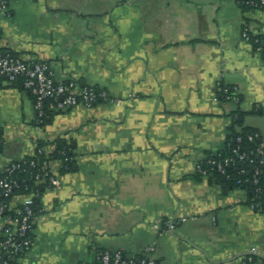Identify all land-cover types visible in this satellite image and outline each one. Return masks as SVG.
Instances as JSON below:
<instances>
[{"label": "crops", "instance_id": "0c3cea01", "mask_svg": "<svg viewBox=\"0 0 264 264\" xmlns=\"http://www.w3.org/2000/svg\"><path fill=\"white\" fill-rule=\"evenodd\" d=\"M0 50L48 62L57 81L115 101L54 111L38 124L22 82L0 80V173L65 139L76 164L40 197L34 244L16 264H87L102 249L157 264H241L264 252V213L249 194L198 173L233 126L264 136V58L242 38L264 35V9L238 0H12ZM236 86L239 103L219 97ZM122 100L118 103L116 100ZM260 112H253V109ZM59 172L62 162L52 161ZM174 231L165 221L182 219Z\"/></svg>", "mask_w": 264, "mask_h": 264}, {"label": "built area", "instance_id": "2783aa9c", "mask_svg": "<svg viewBox=\"0 0 264 264\" xmlns=\"http://www.w3.org/2000/svg\"><path fill=\"white\" fill-rule=\"evenodd\" d=\"M12 0H0V14L8 15V7ZM248 3L254 9H264V0H249ZM2 28L0 25V36ZM257 36L251 33L248 27L242 30V38L253 44L252 37ZM254 42H259V38H255ZM264 58V50L258 49ZM0 80H6L10 83L22 82L34 97L36 120L38 123L43 121L48 110H65L78 105L85 107H93L99 101L109 102L115 101L105 89L96 90L93 87H79L77 81H57L48 62L38 60L36 58H24L14 54L11 51L0 50ZM218 92L216 99L219 97L225 101L239 103L241 95L238 87L224 85L218 83ZM118 103L123 101L118 99ZM250 140L259 139L258 159L260 164H264V136L259 132L249 134ZM238 141H242V137H238ZM51 152L47 148L40 149L42 152ZM34 151L33 155L35 154ZM237 157L216 158L209 157L207 161H201L197 170L206 174L205 163L217 169L221 174L230 177V167L236 166L237 161L248 160L251 165L254 164L255 158L249 156L240 148L235 149ZM25 159L17 160L9 163L0 173V264H16V261L25 256L31 250L34 244V231L40 220L43 208L37 207V198L41 196L39 189H33L24 194H16L15 189L19 187L18 179L13 174L20 169L27 171L23 167ZM31 166H36V161L30 162ZM43 174H35L36 181L40 183L49 182L52 187H60L62 184L61 175L52 165V162H44ZM239 176L235 179L238 188L244 189L247 194L253 195L249 201V207L258 211L262 209V201L264 189L261 187V166H256L251 175H247L246 169L239 172ZM247 176H246V175ZM245 175V176H244ZM251 184L250 187L245 185ZM187 218L179 220L168 219L165 221L167 231H174L180 222L186 221ZM156 245L153 243L146 249V254L137 258L135 256H127L121 250L104 249L97 253L96 259L87 264H157L152 253L155 252ZM241 264H264V252L248 253L241 261Z\"/></svg>", "mask_w": 264, "mask_h": 264}, {"label": "trees", "instance_id": "16d2710c", "mask_svg": "<svg viewBox=\"0 0 264 264\" xmlns=\"http://www.w3.org/2000/svg\"><path fill=\"white\" fill-rule=\"evenodd\" d=\"M239 4L248 9H253V7L248 3L249 0H238ZM259 38V42L255 43L254 39ZM253 45L256 49L264 50V35H257L252 37ZM96 90H101V88L93 87ZM104 102V101H99ZM110 102V101H109ZM97 104V103H96ZM54 111L56 110H48L45 117L43 118V121L41 123H38L40 125H46L52 118ZM61 111V110H60ZM253 112H260V109L254 108ZM233 126L230 128L229 133L227 134V137L225 139L224 145L221 149L214 151V152H208L206 158L204 161H207L209 157H216V158H226V157H237V154L235 153V149L240 148V151H245L251 156L252 158H255V162L253 165L249 163L248 160L246 161H237L236 166L230 167L229 174L230 177H227V175L221 174L217 169L212 168L208 166L205 163V170L206 174H203L202 172L198 171L197 174H195V178H199L201 175H207L209 176L210 180L219 183L221 185H226L227 187H238L235 183V179L240 175L239 172L242 169H246L247 175H251L254 172V169L256 166H261V187L264 189V164H260V160L258 159V147L260 146L259 139L250 140L249 134L259 132L257 129L254 128H248L243 127L241 130H237L236 125H241V117L244 115V112H242L240 109H237L233 112ZM260 133V132H259ZM242 137V141H238V137ZM37 147L35 148L36 152L34 155H31L29 157L25 158V162H23V167L27 169V171H23V169L17 170L13 177L18 179L19 181V187L15 189L16 194H24L27 193L33 189H39L41 195L45 191L47 187L50 186V183L47 181L45 183H38L35 179V174L37 175L43 174L45 172L44 170V162H52L55 159H59L62 162V167L59 171V173L65 174L66 172L72 171L74 169V166L76 164V155H75V148L71 143H68L65 139L59 138L55 141L54 145L55 148L49 153H46L45 149L42 152H39L40 149L46 148L47 143L38 140L37 141ZM34 160L36 161V166H31L30 162ZM246 175V174H245ZM244 175V176H245ZM246 175V176H247ZM251 184L245 185V187H250ZM41 197V196H40ZM40 197L37 198V207L40 205ZM253 198V195H249V201H251ZM262 201V209L258 210L261 212H264V194L263 197L260 198ZM104 250V249H102Z\"/></svg>", "mask_w": 264, "mask_h": 264}, {"label": "rangeland", "instance_id": "374dc122", "mask_svg": "<svg viewBox=\"0 0 264 264\" xmlns=\"http://www.w3.org/2000/svg\"><path fill=\"white\" fill-rule=\"evenodd\" d=\"M259 212H261V211H259ZM264 213V212H263ZM264 215V214H263ZM19 261H21V258H19Z\"/></svg>", "mask_w": 264, "mask_h": 264}]
</instances>
